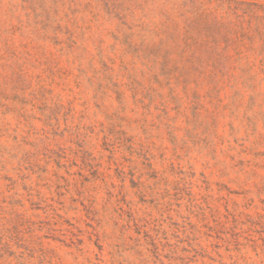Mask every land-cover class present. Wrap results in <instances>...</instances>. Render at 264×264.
I'll return each instance as SVG.
<instances>
[{"label":"rangeland","instance_id":"rangeland-1","mask_svg":"<svg viewBox=\"0 0 264 264\" xmlns=\"http://www.w3.org/2000/svg\"><path fill=\"white\" fill-rule=\"evenodd\" d=\"M0 264H264V0H0Z\"/></svg>","mask_w":264,"mask_h":264}]
</instances>
